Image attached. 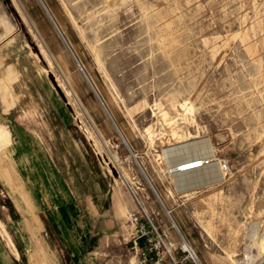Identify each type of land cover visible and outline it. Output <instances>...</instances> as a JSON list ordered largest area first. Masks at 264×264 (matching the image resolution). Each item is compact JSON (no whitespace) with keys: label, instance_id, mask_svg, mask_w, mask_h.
Segmentation results:
<instances>
[{"label":"rangeland","instance_id":"1","mask_svg":"<svg viewBox=\"0 0 264 264\" xmlns=\"http://www.w3.org/2000/svg\"><path fill=\"white\" fill-rule=\"evenodd\" d=\"M190 135L226 173L184 196L158 154ZM63 196L112 264H136L132 212L200 264H264V0H0L1 248L7 211Z\"/></svg>","mask_w":264,"mask_h":264},{"label":"crops","instance_id":"2","mask_svg":"<svg viewBox=\"0 0 264 264\" xmlns=\"http://www.w3.org/2000/svg\"><path fill=\"white\" fill-rule=\"evenodd\" d=\"M62 201L34 208L26 217L8 212L1 220L14 243L13 250L1 248L0 263L5 264H112L107 258L106 240L90 245L94 225L70 196ZM4 207V206H3ZM5 210H7L5 208ZM45 211V219L38 211ZM104 220V227H110ZM0 239L1 236H0ZM112 262V263H111Z\"/></svg>","mask_w":264,"mask_h":264},{"label":"bare ground","instance_id":"3","mask_svg":"<svg viewBox=\"0 0 264 264\" xmlns=\"http://www.w3.org/2000/svg\"><path fill=\"white\" fill-rule=\"evenodd\" d=\"M61 37L63 38L62 35ZM65 44L67 45L66 42ZM67 47L69 48L68 45ZM79 67L81 68L80 65ZM87 81L89 82L88 79ZM89 84L92 87L95 95L98 97L92 84L90 82ZM98 99L100 100L99 97ZM172 134L175 135V138L179 136H183V135H178L174 132ZM182 139L183 140H177L174 142H170L168 144H164L163 147L160 149V153L158 154L163 162L164 170L167 172V175L172 180L173 188L175 192L177 194L188 196L195 193L196 190L202 187L219 184L226 173V165L223 163L222 160L214 159L216 155L210 138L204 136H198V135H194V136L190 135L189 138L187 139L182 138ZM127 148L131 152L136 163H138L131 149L128 146ZM147 181L151 189L156 193L151 182L148 179ZM166 213L170 217L168 210H166ZM170 220L172 222V225H174L176 229L179 231L178 227L176 226V224L174 223L171 217ZM183 240H184L185 248L190 251L191 255L196 260L197 264H200L191 246L187 243L185 239ZM11 245L13 246L12 243ZM134 259L136 261V264H138V258L136 255Z\"/></svg>","mask_w":264,"mask_h":264},{"label":"built area","instance_id":"4","mask_svg":"<svg viewBox=\"0 0 264 264\" xmlns=\"http://www.w3.org/2000/svg\"><path fill=\"white\" fill-rule=\"evenodd\" d=\"M151 229L141 220V215L132 212L129 223L133 224L131 239L133 248L141 257L140 262L147 264H197L190 251L184 246V238L174 225V235L170 228L158 230L151 221ZM171 248V251L169 250Z\"/></svg>","mask_w":264,"mask_h":264}]
</instances>
